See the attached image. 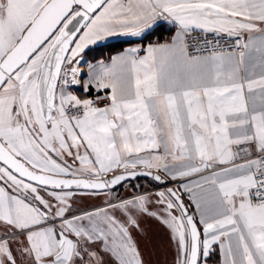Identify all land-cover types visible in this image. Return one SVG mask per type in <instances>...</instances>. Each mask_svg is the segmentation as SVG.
<instances>
[{
  "label": "snow or ice",
  "instance_id": "snow-or-ice-1",
  "mask_svg": "<svg viewBox=\"0 0 264 264\" xmlns=\"http://www.w3.org/2000/svg\"><path fill=\"white\" fill-rule=\"evenodd\" d=\"M0 264H264V0H0Z\"/></svg>",
  "mask_w": 264,
  "mask_h": 264
},
{
  "label": "trees",
  "instance_id": "trees-1",
  "mask_svg": "<svg viewBox=\"0 0 264 264\" xmlns=\"http://www.w3.org/2000/svg\"><path fill=\"white\" fill-rule=\"evenodd\" d=\"M108 51H109L108 49H105V50H104L105 54H106Z\"/></svg>",
  "mask_w": 264,
  "mask_h": 264
}]
</instances>
